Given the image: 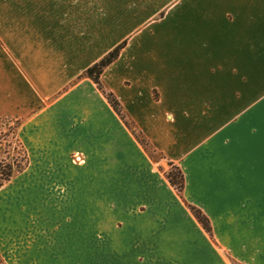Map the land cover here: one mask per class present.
<instances>
[{
  "label": "crops",
  "instance_id": "1",
  "mask_svg": "<svg viewBox=\"0 0 264 264\" xmlns=\"http://www.w3.org/2000/svg\"><path fill=\"white\" fill-rule=\"evenodd\" d=\"M121 43L100 81L158 162L81 77ZM1 118L40 189L6 264H264V0H0Z\"/></svg>",
  "mask_w": 264,
  "mask_h": 264
},
{
  "label": "rangeland",
  "instance_id": "2",
  "mask_svg": "<svg viewBox=\"0 0 264 264\" xmlns=\"http://www.w3.org/2000/svg\"><path fill=\"white\" fill-rule=\"evenodd\" d=\"M20 123V120L0 119V160H5L7 163L15 165H22L26 155L27 168L29 165V157L17 132ZM69 158L73 165L79 166L84 163V158L79 153L72 154ZM161 159L158 154H154V161L158 162ZM26 168L21 173L13 176L0 188V249L7 248L11 241H24L26 234L29 235L30 233H27V227L29 224H32L30 221L31 218L34 223L38 225L41 223L40 217L36 212L37 210L32 209L31 201L25 197L26 194L33 195L35 192H40V189L34 184L35 182H30L32 179L27 180V177L22 175ZM168 170L169 167H167L166 172ZM34 175L32 173L31 176ZM39 205L40 202L37 209L40 208ZM225 257L230 261V264H238L228 254H225Z\"/></svg>",
  "mask_w": 264,
  "mask_h": 264
},
{
  "label": "trees",
  "instance_id": "3",
  "mask_svg": "<svg viewBox=\"0 0 264 264\" xmlns=\"http://www.w3.org/2000/svg\"><path fill=\"white\" fill-rule=\"evenodd\" d=\"M124 46V43L116 46L111 52H109L106 56H104L97 63L86 69L81 77H85L90 79L96 86V88L101 92L108 105L114 111V113L119 117L125 127L130 131L136 141L140 144V146L144 149V151L148 154V156L154 160V154H158L161 158L162 155L155 150H153L150 144L146 141V139L142 136V134L134 127L133 123L129 121L121 107V104L116 99V97L112 94V92L104 89L100 77L103 70L112 63L118 56L120 50ZM27 166V158L26 155L24 157V162L22 165H15L12 163H7L5 160H0V188L7 183L13 176L21 173ZM169 170L164 173V176L169 183V185L178 193V195L182 198V193L184 190V177L181 170L173 165L172 163H168ZM188 211L194 217V219L201 225L202 229L206 234L210 237L212 236V228L210 221L208 218L195 206L186 204ZM0 264H5L4 260L0 254ZM233 264V263H232Z\"/></svg>",
  "mask_w": 264,
  "mask_h": 264
}]
</instances>
